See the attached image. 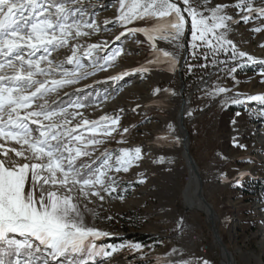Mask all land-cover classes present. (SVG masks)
<instances>
[{"label":"rangeland","instance_id":"rangeland-1","mask_svg":"<svg viewBox=\"0 0 264 264\" xmlns=\"http://www.w3.org/2000/svg\"><path fill=\"white\" fill-rule=\"evenodd\" d=\"M175 2L183 7V0ZM193 2L199 3V0ZM206 2L208 7L228 5L226 12L233 17V22L229 24L227 38L238 51L264 61V17L255 12L245 23L235 7L238 0ZM250 2L256 9L264 8V0ZM80 3L85 18L95 19L100 30L90 36L70 37L66 46L52 51L51 58L66 61L73 46H80L78 54L82 55L88 44L106 42L107 48L94 53V60L102 64L114 49L122 51L105 70H97L94 75L58 88L44 99L57 107L79 101L84 106L70 108L69 112L79 111L89 121H99L102 116L119 117L117 131L111 136L97 134L102 143L96 146L92 159L106 150L113 155L114 167L109 175L116 178L120 195H106L103 202L92 198L88 207L96 214H88L86 220L90 226L109 233L95 241L98 246L135 243L142 246L139 250L125 247L111 257H97L89 264H201L204 259L210 264H223L220 248L214 243L202 213L186 214L183 218L187 226H179L180 192L187 170L177 129L180 83L176 66L185 33L174 43L156 41L158 48L173 54V65L150 47L142 33L116 41L124 26L108 23L105 28L106 21H115L119 16L120 0H80ZM125 3L131 6V0ZM186 20L187 57L181 76L184 94L190 98L185 115L189 152L199 167L205 197L219 217L216 224L219 236L234 263L264 264V101L247 99L264 94V63L233 61L230 48L227 52H215L207 45L193 48L190 18L186 16ZM153 23L134 20L128 27H150ZM256 28L261 30L254 31ZM157 57L159 62H153ZM81 62L85 70H93L92 60L83 57ZM65 67L74 66L65 63ZM144 68L148 70L142 71ZM232 68L236 70L232 72ZM125 72L128 74L120 80L109 79ZM58 78L49 77L50 80ZM206 78V85L200 87ZM216 87L228 91L215 96L207 94ZM152 99L169 105L148 110L146 106L153 103ZM235 100L242 102L235 103ZM76 122L79 118L73 124ZM84 134L89 135L86 131ZM0 144L7 149L20 147L14 141L2 139ZM136 148L140 149V158L128 171L115 172V155L121 149L134 152ZM3 151L0 149V159H4ZM13 158L14 154L9 151L8 159ZM81 160L89 162L88 158Z\"/></svg>","mask_w":264,"mask_h":264},{"label":"snow or ice","instance_id":"snow-or-ice-1","mask_svg":"<svg viewBox=\"0 0 264 264\" xmlns=\"http://www.w3.org/2000/svg\"><path fill=\"white\" fill-rule=\"evenodd\" d=\"M235 7L245 23L255 12L264 17V8L256 9L250 0H238ZM227 8V4L208 7L206 0H183V7L175 0H135L131 6L120 0L119 16L115 21H106L105 28L108 23L124 26L116 41L142 33L150 47L174 65L173 54L158 48L156 41H178L185 33L187 16L193 48L207 45L215 52L230 48L233 61L264 63L238 51L227 38L233 22ZM85 15L80 0H72L71 5L69 0H0V139L20 146L7 149L0 144L4 149V159H0V264H89L125 247H142L139 243L98 246L95 241L109 233L90 226L86 220L88 214H96L88 207L92 198L103 202L106 195H120L116 178L109 175L114 167L113 155L106 150L92 159L96 146L102 143L97 134L111 136L117 131L119 117L102 116L99 121H89L79 111L69 112L70 108L84 106L79 101L57 107L44 99L58 88L105 70L122 51L114 49L102 64L94 60V53L107 48L106 42L88 44L82 55L78 54L80 46H73L66 61L51 58L52 51L66 46L70 37L90 36L100 30L95 19H86ZM134 20L154 23L150 27H128ZM83 57L93 61L92 71L85 70ZM159 60L157 57L153 62ZM65 63L74 67H65ZM127 74L109 79L120 80ZM53 76L59 78L50 80ZM226 91L216 87L207 94L215 96ZM247 99L264 101V94ZM77 118L79 122L73 124ZM81 129L89 135L85 136ZM9 151L14 154L11 160ZM139 158V148L134 152L121 149L115 155V172L128 171ZM201 264L210 262L204 259Z\"/></svg>","mask_w":264,"mask_h":264},{"label":"bare ground","instance_id":"bare-ground-1","mask_svg":"<svg viewBox=\"0 0 264 264\" xmlns=\"http://www.w3.org/2000/svg\"><path fill=\"white\" fill-rule=\"evenodd\" d=\"M134 1L135 0H131V4L134 3ZM207 81H208V78L204 79L201 82L200 87H204L206 85ZM184 99H185L186 103H185V107H184V110H183V118H184L183 124L185 125V115H186L187 110L189 108V102H190L189 94H184ZM152 101H153V103L151 102L150 104H148L146 106V109H148V110H157V109H159V106L161 104L162 105H167V106L169 105V103H166V102H163V101H162V103H161V101L157 102L154 99H152ZM179 104H180V101H179ZM179 104H178V106H179ZM137 106H140V105H137ZM177 112H178V107H177ZM176 118H177V114H176ZM185 129L187 130L186 125H185ZM182 156H183V159H184V162H185L187 174H186V178H185V180L183 182L182 189H181V192H180V195H181L180 203H181V205H180L179 226L180 227H185L187 225H186V222H185L183 216H185L186 214L191 213V212L192 213H202L204 215L205 221L208 222V210H207L204 202L202 200H200V198L198 197V190H199L198 189V180H197L192 168L188 164V162H187L185 156L183 155V153H182ZM197 168H198V171L200 173V170H199L198 166H197ZM200 175H201V173H200ZM201 180H202V176H201ZM202 183H203V180H202ZM201 193H202V196L205 199V201H207V199L205 197V194H204V185L202 186ZM218 220H219V217L214 212L213 222H214L215 228H217L216 224H217ZM220 251H221V257L224 260L223 264H235L234 260L231 257V253L228 252L229 254L227 255V254H225V252L223 250H220Z\"/></svg>","mask_w":264,"mask_h":264},{"label":"water","instance_id":"water-1","mask_svg":"<svg viewBox=\"0 0 264 264\" xmlns=\"http://www.w3.org/2000/svg\"><path fill=\"white\" fill-rule=\"evenodd\" d=\"M187 36H188V31L185 32L184 35V39H183V46H182V54H181V58L178 61V64L176 66V74L177 77L179 79V95H180V104L178 106V112H177V129H178V133L180 135V147L182 150L183 155L185 156L188 164L190 165V167L192 168L197 180H198V197L200 198V200H202L208 210V224L210 226L211 232H212V236H213V240L216 243V245L220 248V250H223L225 252V254H229L228 251L226 250L220 236L219 233L217 231V228H215L214 222H213V218H214V210L211 206L210 203H208L207 201H205V199L202 196L201 193V189L203 186L202 180H201V175L198 171L197 165L193 159V157L191 156L190 152H189V148H188V133L187 130L185 129V125L183 124V110L185 107V99H184V82L181 76V70L184 64V61L187 57V45H186V41H187ZM162 103V102H161ZM160 103V104H161ZM159 104V105H160ZM165 107V105H160L159 108H163Z\"/></svg>","mask_w":264,"mask_h":264}]
</instances>
